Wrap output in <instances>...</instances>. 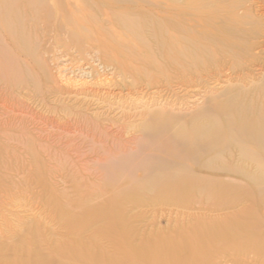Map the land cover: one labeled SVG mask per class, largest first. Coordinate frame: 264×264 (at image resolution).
Here are the masks:
<instances>
[{
  "label": "bare ground",
  "instance_id": "bare-ground-1",
  "mask_svg": "<svg viewBox=\"0 0 264 264\" xmlns=\"http://www.w3.org/2000/svg\"><path fill=\"white\" fill-rule=\"evenodd\" d=\"M155 1L153 9H135L133 14L131 8L114 7L124 0H98L108 5L106 13L93 5L95 0H0V31L4 32L0 37L12 50L9 61L15 56L34 68L23 81L8 82L9 93L0 98V166L15 162L25 168L30 163L13 157L33 147L27 144L26 134L20 136L17 130L25 125L16 114L24 106L14 93L37 102L34 104L46 112L50 110L47 100L52 98L56 112L76 118L85 115L96 127L103 120L122 136L137 130L140 149L150 150L153 144L160 145L162 153L167 150L164 159L150 153L135 161L132 167L144 170L139 181L153 178L155 172L163 173L162 167L170 163L168 158L177 155L196 164L197 170L216 169L213 174L218 178L264 180V174H251L242 163L219 168L211 165L221 160L220 153L235 151L240 160L247 159L264 169V0ZM87 8L108 22L116 21L130 40H140L150 31L161 60L147 58V69L139 71L125 69L118 61L122 69L118 75L106 56L107 44L92 33L98 18L88 15ZM6 64L3 70L8 73L10 63ZM221 83L226 86L216 89ZM187 100L200 104L191 111L174 112L172 107ZM137 107L156 108L139 127L130 121L134 116L128 115ZM172 121H193L191 137L176 136L167 125ZM101 131L106 134V129ZM19 137L27 140L17 141ZM209 155L215 157L211 162L200 160ZM125 162L118 163L122 166L119 171L129 176L134 169H125ZM149 170L151 173H146ZM111 172L115 170H106L103 179L112 178ZM27 176L33 180L32 173ZM169 179L170 183L154 189L153 198L170 194L177 186L175 179ZM9 181L0 177V264H264V218L257 216L256 206L238 229L229 230L231 224H226L206 228L200 235L192 232L195 238L191 248L185 249V244L162 246L157 241L143 245L142 240L137 248L126 232L122 209L112 219L116 208L102 203V199L97 206L84 204L98 195L93 191L85 188L65 202L51 193L48 199L37 202L39 218H28L17 214L13 188L1 185ZM130 191L131 187L123 190L119 200L128 198ZM153 201L149 199L146 204L156 207ZM258 204L259 209L264 208V200ZM160 206L164 207L162 203ZM249 235L260 240L251 241ZM223 244L229 248L225 254L210 249Z\"/></svg>",
  "mask_w": 264,
  "mask_h": 264
},
{
  "label": "rangeland",
  "instance_id": "rangeland-1",
  "mask_svg": "<svg viewBox=\"0 0 264 264\" xmlns=\"http://www.w3.org/2000/svg\"><path fill=\"white\" fill-rule=\"evenodd\" d=\"M95 1L93 5L102 8L106 13L108 5L104 6V4L97 2L98 0ZM154 3H156L155 0H124L123 3L114 5V7H118V10L131 8L129 11L134 14L136 12L135 9H143V11L153 9ZM252 5L256 9L255 6L257 5L254 2H252ZM87 11L88 15L96 16L95 11L92 9L88 10L87 8ZM133 14L130 17H135ZM96 17L98 19L92 26V33L107 44L106 56L111 67L117 69L118 75L121 74L122 70L121 67L119 68L118 61H121L120 63L125 69L139 71L147 69V58L150 60H161L157 54V43L150 38L152 34L150 31L143 33L140 40H130L123 34V29L116 24V21H109V23L102 14ZM0 32L4 33L3 31ZM11 53L12 50L10 47L8 48V43L2 41L0 37V78H3V82L0 83L1 99L6 98L9 93L6 92V84L8 82L21 81L22 77L24 80V76L34 69L32 66L28 67L25 62L15 56L13 57V62L9 61L8 54ZM6 61L10 63V71L8 73L3 70V68L7 67ZM136 76L138 81H142L140 75ZM124 80L126 83L129 82L128 79ZM225 86V83H221V85L216 86V89L220 90ZM144 91L147 90L144 89ZM147 92H151V90ZM13 96L23 102L22 105L24 106V110L17 111L16 114L24 120L25 125L18 126L17 130L20 132V136L26 134V137L29 138L27 140L19 137L17 141L23 142L22 139H24L30 142H27V144H33V147L26 152L20 151L19 154H13L15 158L28 159L30 161L25 168L18 167L15 162H12L10 166L7 165L8 162H5V164L1 165L2 168L4 167L3 169L0 166V177L10 178L8 185L4 183H1V185L13 188L11 190L14 195V205L16 204L15 206H17L15 207V209L17 208V214L25 215L28 218L33 216L39 218L41 214L38 211V200L44 201L51 197L50 194L52 193L64 198L65 202L66 199H74L78 193L85 191L86 188L98 195L94 198H89L84 204L97 206L103 200L102 203L110 204L112 208H116L112 219L119 214V209H122L123 215L127 220L126 227L128 230L126 232L131 237L133 246L138 248L142 246V243L144 245V243L157 241L162 246L167 244V246L171 247L185 244V249L191 248L193 237L195 238L193 233L200 235L199 232L204 231L206 228L218 229L226 224H231L229 230L238 229L245 225L244 222L250 216L249 212L250 210L252 211L254 206L258 208L256 211L257 216L261 219L264 218V208L259 209L261 205L258 204V201L264 200V180H259L258 182L233 180L226 178V175L218 178L213 174L216 169L197 170L195 168L197 167L196 164L191 163L187 158H181V156L177 155L173 156V158L167 157L170 163L162 167L163 173L155 172L153 178H149L147 181H139L144 174V170L132 167L136 165L135 161L140 156L150 153L164 159L168 153L167 150L162 153L160 145L153 146V144L150 150L140 149L138 146L140 134L137 130H132L131 134L122 136L116 131V128L107 127L106 122L103 120L99 122V126H101L96 127L85 115L76 118L72 114L56 112L52 98L47 100L50 110L46 112V110L42 111L38 104H34L37 102L29 100L27 97L18 96L14 93ZM188 101L181 105L179 102V105L177 104L172 109L174 112L191 111L200 104V102L193 103L191 102L192 100ZM135 104L139 103L136 102ZM143 108L137 107L135 110L130 109L128 112L129 117L131 115L134 116L130 121L134 125H138V127L141 126L142 121L148 120L150 112L156 109L155 107ZM38 114L41 117H38ZM192 122L172 121L170 123L167 122V125L176 136L191 137ZM145 125L147 124L142 126ZM102 128L106 129V134L101 131ZM65 129H70L73 133L70 130L68 133ZM85 130H88V132ZM94 135L95 138H93ZM86 136L88 138H85ZM77 144L79 148L76 147ZM212 158L215 157L209 155L208 157L203 156L200 160L203 162L210 160L211 162ZM218 158H221L219 162L214 163V160L211 164L216 168L232 166V163L234 165L242 163L245 171L255 175L264 174V169L259 164L247 162V159L240 160L235 151L220 153ZM262 158L264 160L263 155ZM123 160H126L125 169L129 167L134 169L132 173H129V176L119 171L122 166L118 165V163ZM0 162H3V159H0ZM111 168L115 170V172H111L114 176L106 181L103 179V174ZM151 171L149 170L146 173H151ZM28 173L33 174V180L29 179ZM169 178L175 179V183L178 182L177 186L171 188L170 194L155 195L160 198H153L154 189L170 183L171 180ZM195 178H200V181H195ZM134 182H136L135 186ZM180 183L184 185L180 186ZM128 186L131 187L130 196L119 200L122 191L129 188ZM240 195L243 197L238 198ZM149 199L157 202V206L151 207L146 204ZM163 201L166 202L163 203ZM161 203L164 207L160 206ZM26 204L27 207H24ZM75 211L76 208L73 209V212ZM141 240L143 241L142 243L140 242ZM249 240L256 241L260 239L250 238ZM260 242H257L259 248H261ZM149 246L150 244L144 247ZM253 247L255 248V244ZM210 249L225 254L229 248L223 244V247L222 245H212Z\"/></svg>",
  "mask_w": 264,
  "mask_h": 264
}]
</instances>
